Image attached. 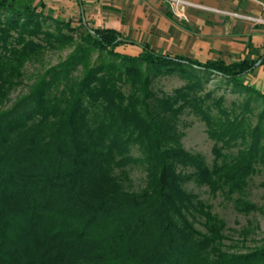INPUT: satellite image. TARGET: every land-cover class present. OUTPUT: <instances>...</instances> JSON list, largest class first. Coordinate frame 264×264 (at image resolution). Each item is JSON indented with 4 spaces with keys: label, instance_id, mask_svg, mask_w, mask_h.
<instances>
[{
    "label": "trees",
    "instance_id": "trees-1",
    "mask_svg": "<svg viewBox=\"0 0 264 264\" xmlns=\"http://www.w3.org/2000/svg\"><path fill=\"white\" fill-rule=\"evenodd\" d=\"M128 44L43 2L0 0V264H264V243L224 249L223 220L186 187L254 208L246 188L264 156V91L244 77L264 53L227 64L117 49ZM65 48L67 59L25 82L28 65ZM167 76L184 83L156 92ZM220 90L241 103L227 108ZM185 113L215 139L211 165L183 147Z\"/></svg>",
    "mask_w": 264,
    "mask_h": 264
},
{
    "label": "rangeland",
    "instance_id": "rangeland-1",
    "mask_svg": "<svg viewBox=\"0 0 264 264\" xmlns=\"http://www.w3.org/2000/svg\"><path fill=\"white\" fill-rule=\"evenodd\" d=\"M40 1V0H39ZM44 2L43 0H41ZM171 15L174 31L169 39V49L177 46L179 50H165L178 52L200 62L224 60L230 64L244 58L257 59L264 53V0H233L232 7H213L205 4H197L189 1L192 6L180 9L182 17H178L168 0H159ZM46 4V3H45ZM47 11L62 18H70L72 12L66 8H53L46 4ZM190 7H196L197 11L191 12ZM67 9V10H66ZM76 12V13H75ZM74 12V19L79 18L77 9ZM70 13V14H69ZM66 14V15H65ZM217 15V16H215ZM215 16V17H214ZM85 19V18H84ZM214 20V21H213ZM215 25V34H203L205 26ZM91 25V21L86 20ZM214 28V27H213ZM214 32V31H213ZM138 35V34H137ZM139 36V35H138ZM135 43V41H133ZM138 46H119L120 52L138 54ZM72 48L63 50H48L41 63L28 65V75L31 79L25 82L31 83L44 71L68 58ZM164 51V50H160ZM97 53L92 52L91 62L96 58ZM197 58V59H196ZM199 58V59H198ZM261 58V57H260ZM258 58V60L260 59ZM221 60V61H222ZM257 60V61H258ZM245 81L259 90L264 91V63H260L255 69L244 77ZM213 80L212 82H214ZM184 82L178 76H167L157 78L153 84V89L158 92L170 93L174 88L179 87ZM26 88H19L11 95L16 98ZM212 86H206V91ZM224 97V106L233 107V101L241 103L242 97L239 94L231 93L228 90H220L213 93V97ZM252 126L258 121L255 113L248 114ZM179 129L182 133L183 147L192 152L201 154L207 164L211 165L214 159L213 146L215 139L211 138L207 132L205 122L199 120L191 113H185L180 117ZM264 125L262 126L260 143L264 146ZM250 136H248L249 144ZM264 148V147H263ZM233 152L237 147H231ZM264 152V151H263ZM134 189L141 188L145 184L144 172L140 168H134L131 173ZM187 189L197 197L212 207L224 222V249L229 251H246L254 246L264 243V156L256 164V172L252 174L246 188V200L253 204L254 208L249 212H242L236 208L233 201L218 193L212 195L206 186H199L194 181H189ZM197 226L201 229L199 224Z\"/></svg>",
    "mask_w": 264,
    "mask_h": 264
},
{
    "label": "crops",
    "instance_id": "crops-1",
    "mask_svg": "<svg viewBox=\"0 0 264 264\" xmlns=\"http://www.w3.org/2000/svg\"><path fill=\"white\" fill-rule=\"evenodd\" d=\"M43 3L53 8H66L70 10L69 17L77 9V13L86 20H90L91 26L113 28L120 32L133 46H138L140 51L142 46H149L153 50L171 55L184 54L165 50H179L177 46L169 49V39L174 31L171 15L159 0H43ZM197 4H205L213 7L233 8V0H191ZM34 2H42L34 0ZM67 10V9H66ZM191 12L197 11L196 7H190ZM76 13V12H75ZM66 15V14H65ZM217 16V15H215ZM214 16V17H215ZM214 21V20H213ZM214 24L205 26L203 34H215L217 30ZM214 27V28H213ZM214 31V32H213ZM139 36H138V35ZM135 41V43L133 42ZM125 45V46H128ZM124 46V45H123ZM164 50V51H160ZM138 53V52H137ZM197 59V58H196ZM199 59V58H198ZM222 60V59H221ZM224 61V60H222Z\"/></svg>",
    "mask_w": 264,
    "mask_h": 264
},
{
    "label": "built area",
    "instance_id": "built-area-1",
    "mask_svg": "<svg viewBox=\"0 0 264 264\" xmlns=\"http://www.w3.org/2000/svg\"><path fill=\"white\" fill-rule=\"evenodd\" d=\"M168 2L173 10V13L178 17H182V14L180 13L181 8L192 6V4L187 0H168Z\"/></svg>",
    "mask_w": 264,
    "mask_h": 264
},
{
    "label": "water",
    "instance_id": "water-1",
    "mask_svg": "<svg viewBox=\"0 0 264 264\" xmlns=\"http://www.w3.org/2000/svg\"><path fill=\"white\" fill-rule=\"evenodd\" d=\"M263 59H264V56H262V57L256 62L255 65H256V66L259 65V64L262 62Z\"/></svg>",
    "mask_w": 264,
    "mask_h": 264
}]
</instances>
